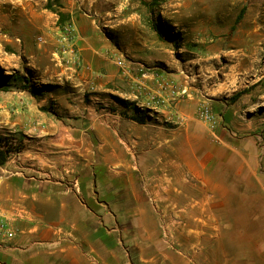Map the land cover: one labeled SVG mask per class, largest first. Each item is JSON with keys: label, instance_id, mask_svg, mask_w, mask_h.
Returning <instances> with one entry per match:
<instances>
[{"label": "rangeland", "instance_id": "rangeland-1", "mask_svg": "<svg viewBox=\"0 0 264 264\" xmlns=\"http://www.w3.org/2000/svg\"><path fill=\"white\" fill-rule=\"evenodd\" d=\"M29 1L0 0V89L5 93L25 89L20 85L23 80L17 79L25 77L33 88L52 92L49 107L42 109L51 111L53 118L61 120L62 112L73 110L74 116L64 123H80V174L133 172L141 178L159 171L172 178L175 173L194 186L196 201L221 192L222 237L212 230L210 239L204 240V235L185 239L173 224H184L192 207L184 201L175 207L168 194L178 180H165L163 192L157 191L156 185L162 183L156 180L134 181L137 188L150 192L159 224V241L149 242L147 264H237V254L253 246L252 237L263 243L264 217L253 223L251 216L259 210L264 213V0H159L152 5V0H101L98 6L96 0L99 11L82 5L85 16L112 42L107 55L118 76L102 96L86 92L68 99L56 94L52 80L70 82L81 76L82 56L70 43L58 56L47 57L41 70L29 67L28 53L22 51L24 31L31 24L25 6ZM53 3L49 10L55 12L60 4ZM58 16L47 21L63 33L72 22L65 18L60 24ZM38 40L41 37L34 38L35 43ZM16 45L22 46L19 51ZM118 58L128 70L137 66L175 79L165 87L174 98L173 113L161 112L165 104L161 94L149 100L127 96L124 90L131 85ZM206 106L211 122L202 116ZM95 110L118 117L100 118L94 126ZM138 115H146L145 123L135 119ZM105 142L121 145L102 148ZM103 183L108 189L125 184ZM160 193L163 198L157 196ZM126 219H135V213ZM132 263L141 264L136 255Z\"/></svg>", "mask_w": 264, "mask_h": 264}, {"label": "crops", "instance_id": "crops-1", "mask_svg": "<svg viewBox=\"0 0 264 264\" xmlns=\"http://www.w3.org/2000/svg\"><path fill=\"white\" fill-rule=\"evenodd\" d=\"M100 1L58 0V11L72 22L74 44L84 65L82 75L70 82L52 80L61 99L72 94L80 98L86 92L102 96L117 79L118 69L107 55L112 42L82 12V5L89 7L97 2L98 6ZM47 2H25L31 24L24 31L22 51L28 53L29 67L34 70H41L47 57H56L61 49L69 48L62 28L47 21L51 16L55 21L58 15L46 7ZM96 5L93 9L99 11ZM35 37L42 41L35 43ZM16 47L19 51L22 46ZM125 75L131 85L124 90L127 96L149 100L152 95L161 94L165 101L161 112L173 113L174 98L165 87L175 79L137 66H129ZM17 79L23 80L20 85L27 88L7 93L0 89V154H4L3 159L0 155V223L5 225L0 234V264H133L134 255L141 264H147L149 242L157 245L159 241V224L150 192L137 188L133 182L156 180L162 183L156 185L157 191L163 192L164 181L177 180L180 175L173 173L169 178L159 171L141 178L133 172L80 174V123H64L74 116L73 110L62 112L61 120L53 118L51 111L42 109L49 107L52 92L33 88L25 77ZM64 83L76 89L66 88ZM183 111L189 114L191 109L183 107ZM92 117L96 126L101 123L100 118L112 120L118 115L95 110ZM120 145L105 142L102 148ZM107 181L125 184L123 188L108 189L103 183ZM157 196L163 198L164 194ZM216 196L220 198L221 192ZM132 213L135 219L127 220L126 215ZM251 217L253 223H260L264 213L252 212ZM8 232L14 235L9 236ZM252 239L253 246H245L237 254V264H264V242L260 237Z\"/></svg>", "mask_w": 264, "mask_h": 264}, {"label": "bare ground", "instance_id": "bare-ground-1", "mask_svg": "<svg viewBox=\"0 0 264 264\" xmlns=\"http://www.w3.org/2000/svg\"><path fill=\"white\" fill-rule=\"evenodd\" d=\"M177 180L179 184H173L168 193L169 197L174 202L173 205L175 207L184 201L187 202L186 205L192 207V210L186 218L184 217L186 219L184 224L182 222H174V230L178 231L185 239L204 235V240H207L212 238V230L217 231L216 236L218 238L222 237L225 228L222 224L221 204H219L218 196L209 197L204 195L199 201H196L193 198L195 193L194 186L189 184L182 176ZM212 208H215V211Z\"/></svg>", "mask_w": 264, "mask_h": 264}, {"label": "built area", "instance_id": "built-area-1", "mask_svg": "<svg viewBox=\"0 0 264 264\" xmlns=\"http://www.w3.org/2000/svg\"><path fill=\"white\" fill-rule=\"evenodd\" d=\"M73 25H67L64 30H63V40L68 42L69 44H72V47H75L74 44V36H73ZM18 41H21L20 38H18ZM117 63L125 69V71L128 70V66H126V63L124 60H122L121 58L117 59ZM202 116L207 120V121H212L213 120V116L209 110V107L206 106V108L202 111ZM5 231V225L3 223H0V234L3 233ZM9 236H13L14 233L13 232H8Z\"/></svg>", "mask_w": 264, "mask_h": 264}, {"label": "trees", "instance_id": "trees-1", "mask_svg": "<svg viewBox=\"0 0 264 264\" xmlns=\"http://www.w3.org/2000/svg\"><path fill=\"white\" fill-rule=\"evenodd\" d=\"M158 1L159 0H152L150 3H149V5H152V4H157L158 3ZM52 6H54V3H53V1L52 0H48V3H47V8L48 9H50ZM58 15H59V18H58V20L61 22L60 24H62L63 23V21H64V19L66 20V21H68V18L65 16V14L63 13V12H60V11H55ZM241 15L239 16V18L238 19H241ZM241 93L239 92V93H237V94H235V96H234V99H236L239 95H240ZM124 103H127L128 104V102H126V101H123ZM137 109H138V107H136ZM137 121H140V123H145V120H146V115L145 116H143V115H141V116H136V118H135ZM1 155V159H3L4 158V154H0Z\"/></svg>", "mask_w": 264, "mask_h": 264}]
</instances>
